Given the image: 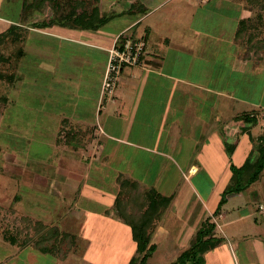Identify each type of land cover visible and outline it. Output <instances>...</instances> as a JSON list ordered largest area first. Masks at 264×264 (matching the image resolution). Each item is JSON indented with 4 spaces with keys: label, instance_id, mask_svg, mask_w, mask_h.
<instances>
[{
    "label": "rangeland",
    "instance_id": "1",
    "mask_svg": "<svg viewBox=\"0 0 264 264\" xmlns=\"http://www.w3.org/2000/svg\"><path fill=\"white\" fill-rule=\"evenodd\" d=\"M222 2L227 4L225 9L233 13L232 17L238 21V25L241 19L253 18L257 15V11L247 10L245 0H222ZM21 10L19 2L9 3L0 0V33L11 30L12 26L6 23V19L17 24L28 22V18L26 16L23 18L20 14ZM192 11L185 10L180 13L181 15L178 13L172 17L175 19L173 21L178 23L170 27L171 30L174 28L173 33L176 35L174 38L181 37L182 41L192 39L195 49L199 47L197 43L199 38L202 39L205 35H211L213 42L218 41L220 34L213 33L214 30L218 26L223 31L227 26L225 35L221 39L222 46L216 49L220 51L218 54L220 57L217 59V62H220L216 63L220 66L214 64L210 53L207 59L201 61L195 55L182 57V54L172 52L173 56L178 55L177 62L169 61L165 69L158 70L160 74L154 77L155 80L151 81V85L175 83L172 79L162 77L163 74H168L174 79L190 80L199 86L195 90L192 89L190 97L192 102L198 103L200 100L208 99L209 93L213 91L217 94L221 93L223 100L236 103L238 107L236 112L229 113L228 115L231 116H227L228 118L221 125L212 132H206L207 134L204 131L205 123L183 121L184 108L176 113L174 123L169 122L170 126L173 125L172 129L169 127L167 130L165 123L158 121L159 118L154 119L156 116L145 115L144 123H141L135 119L136 115H133L131 121L125 123H129L132 129L129 133L118 130L117 120L112 119L99 123L102 125L104 123L105 130L109 132L99 134L108 147L117 145L124 149L122 151L124 159L128 162L127 166L135 168L134 175L140 179V182H137L140 189L159 185L157 191L170 199L169 216H172L173 221L177 220L183 226L193 215L197 223L200 218L201 221L205 218V221L209 219L216 225L218 247L208 251L201 260H193L189 264H245L253 256L252 249L254 262L264 264V175L242 193L231 194L227 203L221 207V213L215 215L227 187H233L238 182L232 181L235 173L232 165L242 167L248 159L252 160V152L264 135V45L261 46L259 42H264V33L253 37L255 29L249 28L248 33L238 39L237 25L233 43L230 44L229 39L235 26L234 23H227L223 17L224 10H218L217 15L214 14L207 20L205 27L190 29L193 22V18L190 19ZM24 13H28V10ZM110 21L107 22L109 24L106 30L109 35L126 26L123 19L116 18ZM196 22L199 23L198 20ZM100 24L97 25L96 22L94 27L97 28ZM160 30L165 33L170 29L167 25L165 29L160 28ZM31 40V43L36 41V44L31 45L30 58L26 59L30 73L27 80L24 79L23 58L18 54L21 45L7 41L0 48L1 53L11 59L9 62L0 63V73L7 76L5 79H0V264H129L137 252V243L132 233L127 239L116 234L117 240L113 245L114 231L112 232L110 227L115 228L114 223L95 218L90 219L88 227L85 228L87 223L78 218L79 215L75 217L76 212L81 213L85 207L91 212L95 206L84 200H81L82 203L78 206L75 205L73 201L75 197L80 198L81 193L76 196V192H73L75 190H72L75 189L73 185H67L68 180H63L64 192L68 191L67 194L63 192L65 195L60 192L61 187L56 186L55 176L52 183L50 182V189L46 185L42 188L34 185V182L42 184V181H45L43 180L45 174L50 176L60 170L58 160L62 156L57 146L66 148L72 146L76 149L73 150L76 151L73 155L66 151L67 157H64V160L75 158L76 155L81 156L83 150L87 151V149L93 153L91 157L97 159L98 163L108 160L102 157V141L97 140L98 133H62V128L59 133H55L59 115L65 112L69 114V104L77 99L76 96L69 95L65 83L59 81V68L73 71L76 67L73 63L81 58L78 49H72L67 42L59 41L53 36L36 32H31ZM231 46H234V57L230 56ZM211 51L214 52L213 49ZM183 59L184 62L181 63ZM43 61L48 62L52 67H56L54 64L57 65L58 62L60 67H57L58 75L49 73L42 75L47 82L43 83L41 90L39 65ZM216 66L218 81H209ZM79 69L80 67L77 68ZM77 70H74L75 74L78 78L82 77L76 73ZM83 71L86 73V67H83ZM95 76L99 77L97 74ZM87 78L88 75L84 74L82 82L84 85ZM30 80L34 86L32 91L29 88ZM178 85L180 89L183 88L181 83H175V87ZM151 90L156 91L152 88ZM179 91L175 92V98L181 95ZM107 96L102 97L107 99ZM110 98L114 100L115 93ZM29 100L32 103L30 105ZM209 104L205 102L198 108L210 112ZM88 105L85 108L90 110V101ZM224 110L229 112L228 107H224ZM246 113L258 115V123L247 124L242 118L236 119L237 116L241 117ZM195 118L198 119L197 116ZM181 120L184 124H188L187 127L184 125L183 130L180 129ZM141 124H147L146 133L141 130ZM45 126L47 129L44 128ZM108 134L131 139L150 151L127 147L121 142L109 139ZM78 143H81V146ZM62 147L59 148L61 151ZM88 153L83 154L84 157L88 156ZM82 161V166L86 168L89 160L84 158ZM68 163L70 162H67L65 168L69 166ZM193 166L198 167L195 174L191 173ZM81 170L77 171L75 176L79 174L81 176L83 174ZM63 177L66 178L65 175ZM243 180L239 181L242 183ZM45 182L47 184V181ZM78 188L83 189V186ZM131 188L126 187L121 198L118 195L115 213L120 210L119 204L122 198L124 212H134L137 215L140 213L138 211L143 203L141 193ZM48 190L50 193L47 192ZM174 193L177 195L175 198L167 195ZM205 209L207 212L204 217ZM111 214L108 213L107 217L114 216L113 213ZM221 214L225 217L221 218ZM195 222L192 221L190 226L193 227ZM126 228L129 232L132 231L129 226ZM54 231H58V238L52 234ZM66 233L68 235L64 237ZM71 234L77 237V244H71L69 240ZM179 237L173 234L166 236L159 234L158 241L162 250H156L152 254L149 264L176 262L183 252L178 255L180 251L175 249L180 247L174 244L172 246L167 239H173L179 244L177 241ZM12 239L16 243H12ZM185 243L189 246L186 241ZM53 246L56 247L52 248L53 254L44 253L39 249L40 247L50 249Z\"/></svg>",
    "mask_w": 264,
    "mask_h": 264
},
{
    "label": "crops",
    "instance_id": "2",
    "mask_svg": "<svg viewBox=\"0 0 264 264\" xmlns=\"http://www.w3.org/2000/svg\"><path fill=\"white\" fill-rule=\"evenodd\" d=\"M5 1L9 3L19 2L20 8H22L20 14L23 18L25 16L28 18V22H18L19 24L6 19V23H10L12 27L21 26L24 29V79L27 80L30 75V73H28L29 69L26 61V59L30 58L31 55L30 47L32 44H36V41L31 43V32L53 36L59 41L67 42L68 45H70L69 47L74 50L77 48L79 51V57L81 58H78L76 63H73V65H76L73 71L80 67L76 73H79V75H82V77L79 76L78 78V75L75 74V71L73 72L72 70L60 67L58 62L57 65L54 64L56 67H52L46 61L41 62L39 65V88L41 90L44 86L43 83L47 82L46 79L42 78V75H58L57 67H60L59 81L65 83L68 90L67 92H70L69 95L77 97L74 102L69 104V114L65 112L59 115L60 117L57 120L59 125L56 124L57 128L55 133H59L61 130L60 128L63 129L62 133H98L97 140L101 142L102 140L99 133L109 132L105 130L104 123L102 125L99 124L100 122H107L112 119L117 120L116 125L118 126V130H121V132L125 130L124 133H129L132 131V129L130 125H128L129 123H125L131 121V117L133 115H136L135 119H138L141 123H144L145 115L146 117L149 115H152L153 117L156 116L154 119L159 118L157 120L165 123L166 129L168 130L169 127L171 129L173 128V125L170 126L169 122L174 123V116L183 108L184 109L182 111L185 116L183 121L193 120L199 121L200 123H205L206 126L204 131L205 133H208L212 132L215 128L221 125L224 120L228 118L227 116H231L228 114H233V112H236V109L238 108L236 103H233L229 100H223L221 98V93L217 94L213 91L209 93L210 97L208 99L200 100L198 103L192 102L190 98L192 89L195 90V88H199V86H197L193 81L174 79V77H171L168 74H163L162 77L165 76L169 79H172L175 83H181L183 88L180 89V85L175 87V83H153V85H151V81L155 80L154 77L160 74L158 70L165 69V67L169 65V61L177 62L176 59L178 55L173 56L172 52H176L179 55L182 54V57H185V55H195L198 59H201V61L207 59L208 53H210V58H213L212 60L214 64L220 62H217V59L220 57V55H218L220 51H216V49H220V46H222L223 40L221 39H223L225 35L224 32H226V29L228 28L227 26L224 27L223 31H221L218 26L214 30L213 33L220 34V39H218V41L215 40V42H213V37L211 35H205L202 39L199 38L197 42L199 43V47H195L197 51L193 48L194 42H192V39L182 41L181 37L178 39L174 38L176 36L173 33L174 28L171 30L170 27H172L174 24L178 25V23L174 22L175 19H172V17L178 13L182 14V12L185 10H193L190 12L192 13L190 19L193 18L190 29H195L200 26L205 27L207 20L213 17L214 14L217 15L216 12L218 10H224L225 13L223 12L224 16H222L226 19L228 24L231 22L234 23L235 26L233 34L231 35L232 37L229 39L230 44H232L238 21L232 17L233 13H231L230 10L225 9L227 4L223 3L222 0H42L40 3H36L35 0ZM32 2L39 4L40 8L38 10H33L34 12L32 10H28V13H24L26 11V4H30ZM30 11H32V13H30ZM116 18L123 19L126 23V26L115 34L109 35V33L106 31L108 27L107 25L109 24L107 22ZM95 20L97 25L102 23L97 28L94 27L96 23ZM196 20H198L199 23L196 22ZM203 21L205 23H203ZM144 23L146 24L143 25ZM167 25L170 30L162 33L160 28L165 29ZM141 26L142 28H140ZM126 31H130V33L136 38H142L146 40L147 53L145 56L144 66L125 68L121 74L122 79L120 76L121 81L119 79L118 87L115 91V99L112 100V98L109 96H107L106 99V97H102V84L104 73L109 61V50L114 45L118 36ZM4 32H1L0 34ZM181 36L185 35L181 34ZM211 46H213L211 49H213L214 52L211 51ZM230 48L232 49V52H230V56L232 57L234 55V46H231ZM182 62H184V59L181 61V63ZM216 65L220 66L219 64ZM82 66L86 67V73H84ZM189 69L190 68H188V70ZM216 71L217 66L215 67L214 72H212L209 81H218ZM84 74L88 75L85 85L82 83ZM95 74L99 75V77L96 78ZM59 81L53 82L58 83ZM211 84L212 82H210V85ZM30 86V90H34L32 89L34 88V86H32V80H30ZM151 88L156 89V91H152ZM176 91H179L181 94V97H176L177 99L175 98ZM28 94L31 95L30 92H28ZM185 97L188 98L185 99ZM30 101L31 100L28 101L29 105L32 104ZM89 101L91 102V108L90 110H87L85 106L88 105ZM205 102L210 103V112L198 108L199 106L204 105ZM224 107H228L229 112L224 110ZM192 116H194V118H192ZM196 116L198 119L195 118ZM183 121L180 129H184V125L186 127L188 125L184 124ZM141 125V130L143 133H146L147 124ZM44 128L47 129V126ZM108 138L117 142H121L130 148H138L150 151V149H145L142 147V145L135 143L131 139L118 138L112 134H108ZM79 145L81 146V143ZM57 147L62 156L58 160L60 163V170L58 173H52L50 176L45 174L43 180L47 181V184L45 181H42V184H40V182H34V185H37L41 188L43 185H46V187L50 189V182L52 183L53 177L55 176L54 182L56 183V186L61 187L60 192L63 193L65 191V187H63V180H68L67 182L69 183H67V185H73L75 189L72 190H75L73 192H76V196H78L79 192L81 193L80 198L75 197L73 201L75 205L78 206L80 203H82L81 200H84L85 202L91 203L95 206L91 212L90 210H86V207L81 210V213L78 211L80 214L76 212L75 217L79 215L78 218L87 223L85 228L88 227V221H90V219H104L110 223H114L113 226L115 228L110 227L112 232L114 231V236L112 238L113 245L117 240L116 234H120L121 237L124 236L126 239L127 236L130 237V233H132L131 227L129 226L131 231L129 232V230L126 228L128 225L120 220V217H117L118 211L115 213L117 207L116 199H118V195L121 192L120 182L122 178L131 179L135 182H140V179H137L134 175L135 168L127 166L128 162L124 159L122 153L124 149L117 145L114 147H108L107 143L102 141V157H104V160L107 158L108 162L102 161V163H98L97 159L91 157L93 153H90L91 151L89 152L88 149L87 151L83 150V154H87L89 152L88 154L90 156L88 155L84 157L82 154L81 156L76 155L75 158L70 157L71 159L67 160L66 158L64 160V157H67L66 151L73 155V153L76 152L73 150L76 149L72 146H67V148L62 146ZM60 147H62V151L59 149ZM84 158L89 160V163H86V168L82 166V159L84 160ZM67 162H70L68 163L70 168L69 166L65 168L67 166ZM79 169H82L81 171L83 174H81V176L80 174L75 176V173L80 171ZM197 171V166H193L191 168L192 174L197 173ZM64 175L66 178L63 177ZM57 183L60 185H57ZM79 186H83V189H79ZM158 186H145L143 189L156 188L157 190ZM69 188L71 189V187ZM47 192L50 193L49 190ZM67 192L68 191L64 193L67 194ZM167 195L168 197L172 196L173 198L177 196L176 193L173 195ZM170 208L171 207L168 208L165 216L157 227L152 238V243L157 246V250H162V247L159 245L160 241H158L159 234H164L165 236L171 234L174 236H180L177 239L179 244L173 241V239H167L171 245L174 244L176 247H180V249H175L176 251H180L178 252V255H180L185 251V249L187 250L190 248L198 234V231L202 227V223L206 219L203 218L201 221L200 218L197 223V221L195 222V218L192 215L188 218V223L181 226L177 220L173 221L172 216H169ZM206 212L207 210L205 209L204 217ZM108 213H110V215L113 213L114 216H110L109 218L107 217ZM224 217L225 215L221 214V218ZM192 221L195 222L193 227L190 226ZM189 234L191 235L186 237V235ZM217 234L218 232L215 229L213 235L216 237ZM120 239H118V241H120ZM185 241L189 244V246L185 243ZM252 254L253 256L251 259L246 261L245 264H259L253 260V249ZM249 256H247V258H249Z\"/></svg>",
    "mask_w": 264,
    "mask_h": 264
},
{
    "label": "trees",
    "instance_id": "3",
    "mask_svg": "<svg viewBox=\"0 0 264 264\" xmlns=\"http://www.w3.org/2000/svg\"><path fill=\"white\" fill-rule=\"evenodd\" d=\"M36 3H40L42 0H35ZM247 3V10L249 11H257V15L255 17H249L245 19H241L238 25L237 30V38L241 39L243 35L248 33L249 28H254V36L257 37L264 33V0H245ZM26 10H38L39 4H35L32 2L30 4H26ZM19 31L21 33H19ZM24 32L23 27L15 26L12 27L11 30L0 34V48L7 41L12 42L17 45H21L18 54L23 58L24 56V46H23V36ZM257 35V36H255ZM261 46L264 45L263 41H259ZM262 48V47H261ZM18 56V57H19ZM11 59L6 57L0 51V63L9 62ZM3 73H0V79H5ZM12 78V77H8ZM244 120L247 124L256 125L258 123L259 116L253 113H246L241 117H236V119ZM252 160L248 159L242 167H237L232 165L233 168V176L232 181L237 182L235 186H228L225 192L223 193V197L220 201V207L216 210L215 215H219L221 213V207L227 203L228 197L234 193H242L244 190L248 189L251 185L257 182L264 175V135L260 138V143L256 148H254L252 152ZM240 179H244L242 183L239 181ZM126 187H132V189L136 190L142 197V204L140 207V212L138 215L134 212L126 213L122 209V201L119 204V217L125 224L131 227L133 239L137 243V252L131 259L129 264H149V258L152 254L157 250V246L152 243L153 235L165 216L168 207H169V198L164 197L160 194L156 189H140L137 182L129 179H123L121 182V192L119 194L120 198L123 196V193L126 191ZM216 225L211 223L208 219L205 221L198 231V234L193 241L190 248L184 251L176 262L172 264H189V262L201 260L206 252L217 247L218 242L216 241V237L213 235L215 231ZM58 231H54L52 234L55 238H58ZM68 234H64V237ZM69 240L72 242L71 244H77V237L75 235H69ZM50 239V238H49ZM12 243H16L14 239L11 240ZM55 246L47 249L46 247H40L44 253H52ZM196 263V262H195Z\"/></svg>",
    "mask_w": 264,
    "mask_h": 264
},
{
    "label": "built area",
    "instance_id": "4",
    "mask_svg": "<svg viewBox=\"0 0 264 264\" xmlns=\"http://www.w3.org/2000/svg\"><path fill=\"white\" fill-rule=\"evenodd\" d=\"M146 53L147 42L145 39L134 37L130 31L119 35L109 50V61L102 84V96L112 97L114 95L125 68L144 66Z\"/></svg>",
    "mask_w": 264,
    "mask_h": 264
}]
</instances>
